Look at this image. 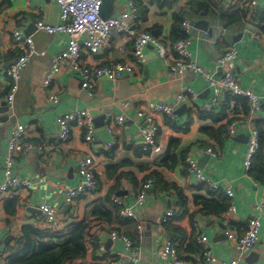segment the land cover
<instances>
[{
  "label": "crops",
  "instance_id": "1",
  "mask_svg": "<svg viewBox=\"0 0 264 264\" xmlns=\"http://www.w3.org/2000/svg\"><path fill=\"white\" fill-rule=\"evenodd\" d=\"M137 1L142 14L139 28L151 32L156 37L168 39L171 43L175 42L172 39L174 26L182 23L184 19L191 22L193 30L188 49L193 59L206 71L217 72L220 55L231 43L235 44L238 51L236 73L240 85L264 97V0H234L231 10L235 9L234 11L247 15L242 21L228 27L224 26L221 16L213 10V0ZM126 3L127 0H113L109 17L120 15L125 10ZM203 4H208L210 9H202ZM104 6L106 7L105 4ZM108 11L109 8L106 12ZM203 14L206 16L203 17ZM42 19L48 23L59 22V8L54 0H0V61L8 62L19 55L20 51L14 45L12 35L23 23H26L23 26L24 33L33 36L37 50L46 52L44 56L35 57L23 72L19 91L10 110L9 123H4L8 114L2 112L1 103L6 100L10 82L5 74H0V184L5 180L4 162L8 141L17 123L25 126L27 137L31 141L45 145L43 153L27 152L21 155L16 165V175L33 181L34 188L19 198H9L0 203V246L5 249V253H0V264L8 263L10 250L24 236V228L48 229L51 233L67 232L72 223L82 221L88 217L91 209L104 203L115 187L117 193L111 197L112 200L114 197L120 198L133 209L136 216L135 222L131 221L132 223L121 228V233L140 245L137 264H164L161 256L165 238L163 229H168V225L162 224V218L169 210H174V193H165L154 183L142 207L136 206L134 198L144 184L142 180L152 171L161 173L167 182L177 184L188 197V214L180 220H174L181 216V211L177 208L174 210L175 215L168 221L172 222V227L180 228L186 234L184 237L181 233H175L176 245L186 264L201 262L200 248H196L192 253H186L184 250L189 244L193 245V233L197 243L200 236L208 238L213 254L219 261H237L236 249L227 239L225 231L230 227L244 233L246 223L258 216L261 222L260 240L252 253L237 264H264V209L261 213L255 210V189L245 177L243 167L248 153V130L240 126L234 136H225L221 146L200 132L202 127H218L222 124L205 122L199 117L198 107L214 96V86L200 75L172 72L163 64L156 50L149 47L145 51L144 64L137 72L126 73L116 82L100 80L94 95L82 89L81 78L77 73L68 71L57 76L46 88L44 80L51 69V58L67 48L69 38L66 34L47 36L37 33L35 23ZM199 20L209 21L213 36L194 28ZM255 33L262 36V41L253 38ZM132 42L128 35H113L107 48L99 53L90 54L85 51L83 61L87 65L127 61L132 54ZM217 78H221L220 73ZM187 89L193 90L197 97L187 104V110L177 115L176 122L178 116L180 121H185L181 126L182 130L177 131L172 126L171 128L166 118H160L161 151L138 157L137 151L147 153L141 136L137 134L139 126L144 123L138 116V110L146 107L148 103L176 104L178 95ZM49 94L59 99L57 104L47 101ZM224 99L225 95H221V104L216 107L214 113L223 112ZM125 102L130 105L125 106ZM182 105L184 104H180L178 109ZM82 109L88 110L94 117L96 133L93 144L86 145L82 132L78 129L74 130L68 143L57 144V117ZM188 111L192 113L188 115ZM108 113L123 115L127 119L117 131V143L112 147L109 144L113 138L106 131ZM228 115L231 116L229 113ZM189 116L192 121L188 126ZM172 138L180 140L181 143L177 151V168L169 171L161 167L159 162L164 159ZM208 148L217 151L218 155L207 154L205 150ZM141 149L145 153L140 151ZM184 153L190 154L201 164L206 177L211 179L212 175L218 176L222 186H229L233 192V197L229 198L230 204L236 208L234 214L228 216L226 212L218 215L200 211L201 206L194 201L193 195L214 199L211 194L215 192L196 186L199 185L196 180L185 173L182 159ZM85 155H93L95 158L98 192L78 199L70 208L73 210L71 216H61L56 225L46 227L39 210L40 205L49 203L65 213V186L74 187L78 184L77 167ZM126 162L131 164L127 165ZM137 162H144L146 165ZM113 167L117 168L116 174L111 171ZM141 168L145 171H141ZM123 171L136 174L141 179L139 188H135L130 177H122L118 181ZM120 192L122 195L118 194ZM216 203L220 205L215 199L214 204ZM111 224L105 221L93 223L92 237H98V241L95 243V239L90 240L89 256L87 259L67 264L129 262L131 251L126 249L122 240H113L108 234L112 229ZM139 227L142 231L141 237L136 239L135 233Z\"/></svg>",
  "mask_w": 264,
  "mask_h": 264
},
{
  "label": "built area",
  "instance_id": "2",
  "mask_svg": "<svg viewBox=\"0 0 264 264\" xmlns=\"http://www.w3.org/2000/svg\"><path fill=\"white\" fill-rule=\"evenodd\" d=\"M59 8V22L48 23L45 20H39L35 23L36 32L47 36H55L57 34H66L69 38L68 46L64 51L56 53L51 58V69L49 70L44 86L47 88L54 79L65 71L77 73L81 78V87L90 95H94L100 80L116 82L120 80L126 73L137 72L144 64L145 51L149 47L156 50L158 57L163 64L172 72L187 75H200L205 81L209 82L215 88V94L210 101L204 103L201 109L205 112H211L221 104V95H231L246 98L248 101V115L243 121L231 122L226 132L227 137H232L240 126L248 130V153L243 161L245 177L250 180L255 189V210L261 213L264 209V184L256 182L248 176L251 169L252 159L260 149V134L255 125V119L258 118L259 112L264 106V97L254 92L244 89L240 85L239 78L236 73V59L238 51L236 45L231 43L220 55L218 59V71L209 72L204 70L192 57L189 51L193 25L188 19H184L180 25L182 37L171 43L168 39L154 36L151 32L142 31L139 26L142 23V14L137 0H127L125 10L116 17L104 19L102 10L104 0H54ZM214 1V2H213ZM213 10L219 12H233L234 0H213ZM231 10V11H230ZM24 22V21H23ZM26 23L20 25L13 31L14 45L19 49L20 53L14 59L3 62L0 61V74H5L9 79V90L6 94V100L11 110L15 102L16 95L19 91L23 77V72L32 63L37 56H44L46 52L37 50L33 36L24 33ZM113 35H128L132 38V54L131 57L124 62H108L104 65H87L83 61V53L86 51L90 54L99 53L107 48ZM86 36V38H84ZM257 41H262V36L258 33L253 35ZM221 74V78H217V74ZM197 94L187 89L178 95L176 104H151L138 110V116L143 120L137 130V134L141 136L145 151L158 153L161 151L159 144L161 126L159 119L164 117L171 121L177 120L176 111L180 104H188L195 100ZM47 101L57 104L59 99L53 95H47ZM129 106V102L124 103ZM232 114L233 111H228ZM10 114V111H9ZM11 117V115H10ZM127 121L123 115L108 113L106 115V131L112 136L113 140L110 147L117 143V131L123 127ZM57 144L64 145L68 143L74 133L78 129L82 132L83 141L86 145H92L95 139L96 126L94 117L88 110H75L57 117ZM45 145L35 143L27 137L25 126L17 123L13 128L12 134L8 141V151L5 157V180L0 184V203L9 198H19L23 193L32 190L33 181L16 175V165L21 155L36 151L43 153ZM211 156H217L218 152L212 148L205 150ZM187 172L190 177L204 188H208L211 192L222 191L228 198L233 197L230 188L212 181L206 177L203 170L199 166L198 161L191 155L185 157ZM77 172L79 182L74 187L65 186L64 207L65 213L49 203H42L39 210L42 213L43 224L46 227H53L62 216H71L70 208L75 205L78 199L83 196L98 192V180L96 178V163L93 155H85L79 161ZM154 186V181L149 180L142 185L134 196L136 206L142 207L145 203L148 191ZM114 204L119 207V214L123 219L130 221L136 220V216L131 207L126 205L120 198H113ZM73 209V208H72ZM236 208L233 204L226 211L227 215L234 214ZM175 215L174 210H169L162 218V224L165 225L169 219ZM51 233L48 229H46ZM261 222L260 216L252 218L247 222L244 233H239L234 228H228L225 231L227 239L233 244L237 252V261L231 263L219 261L209 245L206 236L198 238L200 246L201 262L197 264H237L238 261L244 260L255 249L260 240ZM141 228L136 229L135 238L140 239ZM165 238L163 240L162 259L164 264H186L181 257L176 243L169 237L166 229H163ZM113 239L122 240L126 249L131 251L129 262L125 264H137L139 261L140 245L129 236L117 232H108ZM90 242V241H89ZM0 253H5V249L0 246ZM262 264V263H257Z\"/></svg>",
  "mask_w": 264,
  "mask_h": 264
},
{
  "label": "trees",
  "instance_id": "3",
  "mask_svg": "<svg viewBox=\"0 0 264 264\" xmlns=\"http://www.w3.org/2000/svg\"><path fill=\"white\" fill-rule=\"evenodd\" d=\"M202 6V9L204 10L210 9L208 4H203ZM215 12L221 16L225 27L242 21L247 15L246 13L237 10L233 12ZM179 23L181 24V22ZM180 24H176L174 26L175 28L172 34V39L175 41L182 37ZM224 102L225 106L221 114L217 111L214 113L216 108L211 112H205L201 109V106L198 107L199 117L202 121L222 123L218 127H202L200 129L202 134L209 136L219 146H221V144L224 143V139H226L225 136L230 123L233 121H243L248 115V101L246 98L226 94ZM229 110L233 111L231 116L228 115ZM191 113L192 112H189L188 115ZM259 113L260 118L255 119V125L260 134V149L252 159L251 169L248 172V176L254 181L264 184V111L261 110ZM191 121L192 117L189 116L187 123L188 126L190 125ZM166 122L170 127L172 126L177 131L182 130L181 126H183L185 123V121H180L179 116L177 122L171 121L168 118H166ZM159 134L161 135V132ZM180 143L181 142L178 139H170L165 152V157L159 162L161 167L169 171L175 170L177 168V151L179 149ZM140 151L144 152L142 149ZM149 152L150 151H147V153L144 152L145 154H142L137 151V156H148ZM187 155L190 154L184 153L182 155V159L184 163V171L188 174L187 165L185 164V157ZM126 164L130 165L131 163L126 162ZM111 169L112 172H115V174L117 173V168L113 167ZM141 171H145V169L141 168ZM122 177H130L136 186L135 188H139L141 179L137 175L123 171L118 181ZM149 180H153L159 190L169 194L174 193L173 209L175 210L178 208L181 211L180 218L174 220H180L188 214V197L184 195V191L177 184L167 182L163 175L157 171H152L142 181L144 184H146ZM211 180L219 184L222 183L218 176L212 175ZM200 187L204 188L203 185ZM116 188L117 187L113 189L104 203H101L90 210L91 213H89L88 217L82 221H78L74 224L72 223L70 229L67 232L49 233L46 230L31 227L24 228V236L20 238L17 241L15 247L10 250L11 256L9 257L7 264H67L70 262L87 259L90 250L89 241L94 239L95 243L98 241V237H92L93 223L102 221L112 223L111 231H117L120 233L122 227H125L128 223H132L130 220H124L120 216L119 207L114 204L111 198L114 196V193H117ZM133 190L136 189L133 188ZM211 195L214 199H206L199 195H193L194 201L201 206L200 211L202 210L209 214L218 215L225 213L231 205V202L226 194L221 189L220 191ZM215 199L219 201L220 205L217 203L216 205L214 204ZM170 224H172V222L165 223L166 226L168 225V229H165L169 237H171L175 243V233L177 235H180L178 233H181L184 237L186 236L182 229L172 227ZM191 241L193 242L192 246L191 244H189L187 247L182 246L184 247L186 253H192V251H195L196 248H200L199 244L195 242L194 233L191 236Z\"/></svg>",
  "mask_w": 264,
  "mask_h": 264
},
{
  "label": "water",
  "instance_id": "4",
  "mask_svg": "<svg viewBox=\"0 0 264 264\" xmlns=\"http://www.w3.org/2000/svg\"><path fill=\"white\" fill-rule=\"evenodd\" d=\"M112 2H113V0H104V4L106 5V7L104 6L103 10H102V16L104 19L109 18L110 14L112 12L111 11L112 9L110 8V6H112ZM108 8H109V11L106 12ZM202 16L205 17L206 14H203ZM194 28L197 30L208 32L210 36H213V30L211 27H209V21L199 20L195 23ZM187 108L188 107L186 104L182 105L179 109H177L176 114L181 115L184 112V110H187ZM1 109H2V112H6L8 114V116L5 117V119H4V123H9V121H10V114H9L10 109H9L7 102L4 101L1 103ZM206 158H208V157H206ZM199 166L201 167V164H199ZM226 187L228 188L229 186H226ZM118 194L122 195L121 192ZM168 204H169V206H171L170 202Z\"/></svg>",
  "mask_w": 264,
  "mask_h": 264
},
{
  "label": "rangeland",
  "instance_id": "5",
  "mask_svg": "<svg viewBox=\"0 0 264 264\" xmlns=\"http://www.w3.org/2000/svg\"><path fill=\"white\" fill-rule=\"evenodd\" d=\"M137 163H141V164H143V165H146L144 162H137ZM136 175V174H135Z\"/></svg>",
  "mask_w": 264,
  "mask_h": 264
},
{
  "label": "bare ground",
  "instance_id": "6",
  "mask_svg": "<svg viewBox=\"0 0 264 264\" xmlns=\"http://www.w3.org/2000/svg\"><path fill=\"white\" fill-rule=\"evenodd\" d=\"M246 226H247V223H246V225H245V228H246Z\"/></svg>",
  "mask_w": 264,
  "mask_h": 264
}]
</instances>
